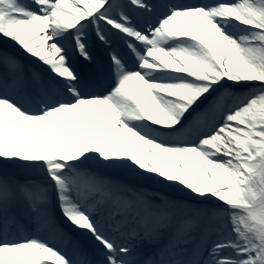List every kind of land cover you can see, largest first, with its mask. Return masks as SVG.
<instances>
[{"label":"snow or ice","instance_id":"obj_1","mask_svg":"<svg viewBox=\"0 0 264 264\" xmlns=\"http://www.w3.org/2000/svg\"><path fill=\"white\" fill-rule=\"evenodd\" d=\"M0 264H264V0H0Z\"/></svg>","mask_w":264,"mask_h":264}]
</instances>
